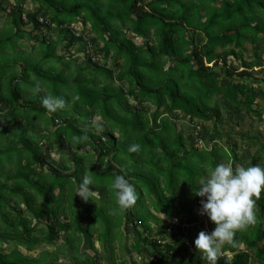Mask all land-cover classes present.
Segmentation results:
<instances>
[{
    "label": "trees",
    "instance_id": "16d2710c",
    "mask_svg": "<svg viewBox=\"0 0 264 264\" xmlns=\"http://www.w3.org/2000/svg\"><path fill=\"white\" fill-rule=\"evenodd\" d=\"M33 1L37 8L26 11L25 0L10 7L0 0L7 16L0 30V264H49L41 257L55 259V251L30 257L19 246L61 253L62 236L83 238L90 249L95 237L111 264L130 252L139 264H208L188 228L199 226V178L218 163L264 167L258 134L246 131L227 146L213 135L243 113L264 122V77L257 75L264 72V0ZM24 14L32 30L23 28ZM24 37L35 40L34 54L18 47ZM44 96L62 97L65 106L49 111ZM200 124L212 145L196 140ZM132 143L140 149L128 151ZM254 147L245 165L243 150ZM85 173L94 181L88 200L77 194ZM117 174L137 193L125 211L109 187ZM255 215L222 246L216 264H264V190ZM132 231L138 238L128 241ZM71 257L72 264H98L87 249Z\"/></svg>",
    "mask_w": 264,
    "mask_h": 264
},
{
    "label": "clouds",
    "instance_id": "9594fccd",
    "mask_svg": "<svg viewBox=\"0 0 264 264\" xmlns=\"http://www.w3.org/2000/svg\"><path fill=\"white\" fill-rule=\"evenodd\" d=\"M36 17L44 23L49 20L43 18L42 15ZM23 19L26 21L25 26H31L25 14ZM40 87L38 81L37 90ZM133 101V105H137L138 101ZM41 103L49 111H56L65 106V100L62 97L44 96L41 98ZM200 128L201 125L199 128H195L194 135L200 144L206 145L208 142L202 136L204 129ZM139 149L138 143L128 146L130 152H136ZM93 183L92 178L85 173L81 178L77 194L84 200L91 198L90 192ZM109 187L115 194L116 204L120 211H125L136 204L135 186L129 182L125 175H115L111 179ZM262 190H264V167L258 164L233 167L231 163H218L199 178L198 187L195 191L193 190L196 196L201 197L198 213L206 215L214 222L215 227L211 232L200 231L194 243L208 264H216L222 246L226 243H234V236L238 230L245 229L256 222L255 204Z\"/></svg>",
    "mask_w": 264,
    "mask_h": 264
},
{
    "label": "rangeland",
    "instance_id": "374dc122",
    "mask_svg": "<svg viewBox=\"0 0 264 264\" xmlns=\"http://www.w3.org/2000/svg\"><path fill=\"white\" fill-rule=\"evenodd\" d=\"M67 1H69V0H66L65 3H67ZM14 2H15V0H4V6L10 7V5L14 4ZM37 5H38V3L34 2L33 0H25V2H24V6H25V10L26 11H34L37 8ZM6 21H7V16L4 15L3 13H1L0 14V30L6 25ZM86 25H87V27H85V28H90V25L88 23ZM23 28L27 29V30H31L32 29L31 26H25ZM76 29H81V24H79ZM90 32H92L91 28H90ZM127 35L130 36L132 38V40L134 42L138 43V44H141L142 41H143L142 38H140V37L139 38L134 37L131 34V32L129 34L127 33ZM24 46H26V49L23 52L26 53V54H34L35 53V49L37 48V44H36L35 40H31V39L28 40L26 37L21 38L19 40V46L18 47L23 49ZM109 65L110 66L113 65L112 61H111V63H109ZM117 70H116V72H117ZM257 75L260 77V79H262L264 77V72H261V70H259L257 72ZM120 83L126 89H128V85H127V83L125 81L124 82H120ZM129 103L131 105L134 104V101H133L132 98L129 99ZM261 105L264 108V102H262ZM97 119H98L97 117L94 118L95 121ZM263 123L264 122H261V121H259L257 119V115L255 113H252L251 115H246L245 113H243L242 117H240L239 119L232 120V118H226L222 123L218 124L217 133H213L214 132V125H213L212 122H206V128L209 127L211 133H213L214 137L218 140L219 143H223L224 146H227V141L228 140H230V141H234V140L240 141L241 140L240 134H243L246 131H249L250 134H258L260 137L264 138ZM177 124L181 125V121L178 120ZM200 125H202V124H200ZM185 126H187L186 123L184 124V127ZM56 147H57V145H56ZM255 148L256 147L251 148L248 151H247V149L243 150L244 151L243 155L246 154V157H247V158L244 159L245 165L249 164L250 156L254 154V152L256 150ZM85 150H86V148H83L82 152H85ZM55 151L53 153H51L52 154L51 157L53 158V160L59 158L58 150L56 149ZM239 154H241V153H239ZM94 158H96V155L94 156ZM47 167H49V165ZM71 171H73V168L71 169ZM78 190L79 189H77V191ZM111 192L112 191L109 190V193H111ZM193 202H195V201H193ZM11 205H13V203ZM20 207L22 209L25 208V206L22 203H20ZM194 208L196 209L197 214L199 215V218H198L199 226L194 227V226H192V224H189L188 228L190 229V231L192 232V235H194V238L196 239L200 231L204 230V231H207V232H211L213 230V228L215 227V224L206 215H200L198 213V209L200 208V206L196 205V206H194ZM14 214H15V212H14ZM152 224L154 226V229L159 228L160 224H162V225L165 224V225H167V227L174 228L173 231L178 230V228H179V226H178L176 221L175 222L169 221V220L165 221L164 219L161 220L160 224L153 223V222H152ZM84 225H85V223H84ZM200 225H203L204 229L203 228L199 229ZM121 229H123V231H124L125 227L122 226ZM71 236H72V238H76L73 235H71ZM154 236L159 238V239H161L163 243L172 240V238L169 237V236L168 237L162 236V235L159 236L156 233H155ZM136 237L138 238V235H136V231L135 232L132 231V233L129 235L128 241L135 240ZM93 238H94V244H95L93 249L92 248L91 249L87 248L86 245H84V239L83 238L81 240H78V241L75 240L74 242H68L66 240V237H64V236H62V239L60 240V242L64 244V249L60 251L61 253H58V251L55 248L50 247L48 245H43L42 247H39L35 251H26L21 246H19V248H20L22 253H24V254H26V255H28L30 257L38 256L41 252H44L45 250H47V251H55V254H54L56 256L55 259H54V257L51 259V255L50 254H49V256L48 255H43L41 257V259H43V261L49 259V264H51V263H53V264H66V263L72 264V262H74V260L72 259L71 255L78 256L79 252L82 253L83 251H85L87 249L88 251L90 250V253H96L97 254V256H98L97 263L98 264H111V262H110V258H111L110 250H108V248L101 247V245L98 243L96 238L95 237H93ZM141 238H142V235H141ZM6 245L7 246H12L13 245V241H8V243ZM162 245L164 247V244H162ZM242 248H244V247L242 246ZM6 251H9V250H6ZM64 253H66V255H64ZM119 253H120V251L116 249L115 250L116 257H118ZM150 254H151L152 257L156 258V255H154V252L150 251ZM63 255H64V257L62 259L61 257ZM92 255H94V254H92ZM116 264H139L138 263V256H137V254L135 252H130L125 257L124 260L122 258H121V260H117Z\"/></svg>",
    "mask_w": 264,
    "mask_h": 264
},
{
    "label": "built area",
    "instance_id": "2783aa9c",
    "mask_svg": "<svg viewBox=\"0 0 264 264\" xmlns=\"http://www.w3.org/2000/svg\"><path fill=\"white\" fill-rule=\"evenodd\" d=\"M48 22H49V20L46 21V23H48Z\"/></svg>",
    "mask_w": 264,
    "mask_h": 264
}]
</instances>
